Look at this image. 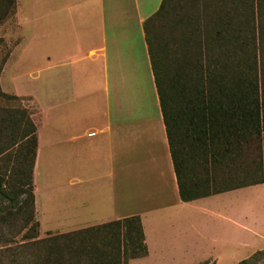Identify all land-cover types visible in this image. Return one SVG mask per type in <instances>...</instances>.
<instances>
[{
    "label": "crops",
    "instance_id": "obj_1",
    "mask_svg": "<svg viewBox=\"0 0 264 264\" xmlns=\"http://www.w3.org/2000/svg\"><path fill=\"white\" fill-rule=\"evenodd\" d=\"M162 1L16 0L2 72L37 128L35 213L50 163L67 176L73 225L55 235L139 216L147 254L130 264H235L252 251L236 255L251 247L236 227L264 239V182L182 199L144 26ZM253 189L258 204L241 220Z\"/></svg>",
    "mask_w": 264,
    "mask_h": 264
},
{
    "label": "trees",
    "instance_id": "obj_2",
    "mask_svg": "<svg viewBox=\"0 0 264 264\" xmlns=\"http://www.w3.org/2000/svg\"><path fill=\"white\" fill-rule=\"evenodd\" d=\"M15 3L16 0H0V25L13 16ZM202 5L204 8L196 13L193 9L184 10L183 0H163L144 25L173 163L185 201L213 193L211 174L233 165L235 170L243 169V154L253 146L262 151L264 140V0H203ZM201 17L205 18L203 27ZM173 24L180 26L178 32ZM164 30L170 32L172 41L165 38ZM1 42L0 38V48ZM214 45L219 49V57L205 66L203 58L210 55ZM8 54L0 67V76ZM0 98L10 103V107H0V156L16 151L22 160L20 167L6 165L5 171L0 172V210L3 211L5 200L17 209L22 208L23 202L28 205L30 219H34L37 128L29 108L22 103L13 104L24 97L6 93L0 84ZM191 164L198 166L205 178H199V174L193 177ZM246 168H253L251 176H259L246 185L264 182L263 153ZM7 176H11L12 185L16 180L18 189L6 187ZM97 228L107 229V236L111 233L117 237L116 251L105 255L102 264H130L131 258L147 254L139 216ZM125 242L128 245L123 249ZM256 255L264 256V250L239 264H252Z\"/></svg>",
    "mask_w": 264,
    "mask_h": 264
},
{
    "label": "rangeland",
    "instance_id": "obj_3",
    "mask_svg": "<svg viewBox=\"0 0 264 264\" xmlns=\"http://www.w3.org/2000/svg\"><path fill=\"white\" fill-rule=\"evenodd\" d=\"M202 4L203 0H196L195 2L194 0H183L184 10L193 9V11H196V13L201 8H204ZM7 19L9 20L10 17ZM204 19L205 18L203 17L201 27H203L205 24ZM173 27L176 32H178L180 29V26L174 24ZM3 32L4 25L2 23L0 25V38L2 39V45L0 48V67L5 56L10 50L8 44L3 38ZM164 32L166 33L165 38L172 41L169 36L170 32L168 30H164ZM170 46H172V43ZM217 50H219L218 47L214 45V49H210V55L208 54L205 56V58H203L205 66L209 64V61L215 60L219 57V52ZM206 51H208L207 48ZM0 84L3 91L4 89L9 91L11 85L13 84V80L9 74L4 76L2 72L0 76ZM5 100L6 99L0 98V107H10V103L7 101L6 103ZM20 103H22L24 106H28V104H30L26 98L23 101H16L13 104L19 105ZM4 139L5 137L3 140ZM5 140L3 141V144L7 143V140ZM262 145V151H260L258 147L256 148L253 146L252 149L243 154L241 161L243 164L242 166L244 167L243 169L235 170L233 169V165L232 168L219 169L216 172H213V174H211L214 176H211L213 180V184L211 183L212 186H210L211 189L222 190L223 188H227L229 186L245 184L252 181L253 179H259V176H251L254 173H252L250 170H253L254 167L248 169L246 166L248 163H251L253 158L258 157L260 153H263L264 155V140ZM8 153L10 155H8ZM8 153L0 156V172L2 173L5 171L6 165L17 168L20 167V163L22 162V160L18 159L16 151ZM192 167L193 170L191 175L193 177L196 176V174H199V178H205V175L198 170V166L191 164V168ZM42 173L43 175L40 176V188L42 190V194L40 198L38 214L39 219L36 213L34 219H30L28 205H23V202L21 203L22 205H20L22 208L18 209L13 208L8 200H5L3 203L4 209L3 211L0 210V264H93L94 261H97L98 264H102L101 262L106 259L105 255L114 254V251L117 249V237L111 233H108L109 236H107L106 232L108 230L113 232V229L111 227H107L108 230H100V228L98 229L95 227L93 229L87 230L86 232L70 237L55 235L59 231H70L73 228V225L69 222L68 214V189L66 187L67 176H56L52 171V166L50 163L48 168H42ZM262 173H264V171ZM10 174L11 172L9 173L8 171L7 175ZM15 181H13L12 185L11 176H7L5 182L6 187L8 189H14V187L15 189H18L17 185L14 184ZM257 193L258 189H253L250 191V193L246 194V196L249 197H247L248 199H245L246 201L243 205V208L241 207L239 208L240 210H237L239 211L238 218H243L242 214L244 212L249 214L251 211V204H258V199L256 197ZM23 197L27 196L24 195ZM240 198L242 197L235 196L230 200L232 201V204L239 206L238 202ZM242 200L243 199H241V201ZM256 209L259 212L264 211V207H261V205H259ZM252 218L250 221H247L248 225L252 223ZM39 220L40 225H36L37 221ZM235 231V240L237 243H243L246 241V245H251L250 248L246 247L244 250H236V255L239 253H247L252 249L250 253L245 255V258H248L257 251L264 250V239H260L253 235V233L244 231L239 227H236ZM124 245L127 246L128 243L125 242L122 245L123 249ZM240 261L241 260L235 264H239ZM222 264L225 263L223 262ZM252 264H264V256L256 255V259L252 262Z\"/></svg>",
    "mask_w": 264,
    "mask_h": 264
}]
</instances>
